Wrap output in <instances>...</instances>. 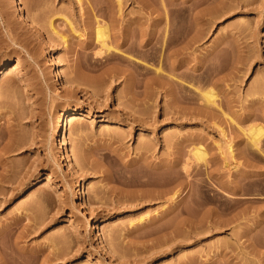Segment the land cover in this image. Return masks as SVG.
I'll use <instances>...</instances> for the list:
<instances>
[{
  "label": "rangeland",
  "instance_id": "obj_1",
  "mask_svg": "<svg viewBox=\"0 0 264 264\" xmlns=\"http://www.w3.org/2000/svg\"><path fill=\"white\" fill-rule=\"evenodd\" d=\"M0 264H264V0H0Z\"/></svg>",
  "mask_w": 264,
  "mask_h": 264
},
{
  "label": "bare ground",
  "instance_id": "obj_2",
  "mask_svg": "<svg viewBox=\"0 0 264 264\" xmlns=\"http://www.w3.org/2000/svg\"><path fill=\"white\" fill-rule=\"evenodd\" d=\"M120 4V3H119ZM19 10L22 9L21 6L18 7ZM184 10H181V14L182 16L184 17ZM22 15V13H21ZM26 16V15H25ZM24 17V16H23ZM184 27V26H183ZM182 29V28H181ZM106 28H99L98 30V38L100 37V40L102 39L103 41V44L105 45L106 44ZM161 31V30H160ZM189 31V30H188ZM187 31V32H188ZM186 32V31H184ZM185 34V33H184ZM187 35V33H186ZM193 40V39H192ZM147 44V43H146ZM144 66V65H143ZM143 70V74H146L147 73V69L146 67H143L142 68ZM60 76H61V71H60V68L59 69H56V71L54 72V80H59L60 79ZM69 81V80H68ZM67 81V82H68ZM71 81V80H70ZM70 81L68 82V84H70ZM73 84V82L71 83ZM70 84V85H71ZM216 95H215V92L213 90H209L207 92H205V101L208 103V104H215V101H216ZM80 114H83V112L81 111V109H77V108H69V109H66L64 110L61 114L58 115L57 117V127H56V134H58V136H61V139L62 140V135L64 134V131H67V127L69 125V119L70 118H76L78 115ZM253 143L255 144V146L259 145L260 143V135H259V130L257 129H254L253 131ZM65 138V136H64ZM256 146V147H257ZM194 156L199 159V160H204L206 159V151L204 150L203 147H197L195 150H194ZM82 190V186H80V188L78 189V191H81ZM178 190V189H177ZM162 191V190H161ZM166 192V191H165ZM164 192V193H165ZM160 193V192H159ZM162 193V192H161ZM159 195V194H158ZM164 195V194H163ZM175 195L178 196L179 195V191H176L175 192ZM161 196V195H160ZM159 197V196H158ZM173 199V198H172ZM143 219H141L142 221Z\"/></svg>",
  "mask_w": 264,
  "mask_h": 264
}]
</instances>
